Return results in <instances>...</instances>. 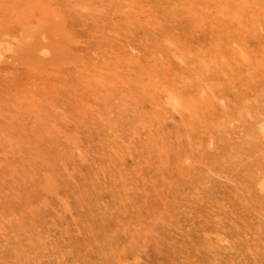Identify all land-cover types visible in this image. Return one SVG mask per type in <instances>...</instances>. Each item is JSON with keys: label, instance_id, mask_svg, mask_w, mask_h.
Segmentation results:
<instances>
[{"label": "rangeland", "instance_id": "1", "mask_svg": "<svg viewBox=\"0 0 264 264\" xmlns=\"http://www.w3.org/2000/svg\"><path fill=\"white\" fill-rule=\"evenodd\" d=\"M177 1L0 0V264H18V262L19 264H34V261L35 263L38 261V264H108L109 262V264H215V258L217 260L219 256L221 257L218 259L219 262L215 261L217 264H232L233 260L236 264H256L259 259L258 262L264 264V242L262 241L264 240V218H262L264 217L262 216L264 215L262 212L264 211V185L261 181L264 178V129H262L264 128V98L259 97L261 90H264V66L261 67L259 64L264 63L261 64L263 61L260 62L257 59L260 63L255 66L257 61H254L258 57L260 60L264 59L262 55L264 50L260 49V47L264 49V21H262L264 20V1L252 0V3H250L251 0L249 2L234 0V3L232 0L229 2L221 0L223 3L220 0ZM182 1L183 4H181ZM246 1L249 3L248 6H246ZM154 2L158 3L157 9ZM190 3L195 4L192 6ZM197 3L200 7L203 5L201 8L205 9L202 11ZM235 3L239 7L234 5ZM209 4L217 7L210 8L209 6L213 5ZM185 5L192 9L188 8L191 12L186 10L188 6ZM227 5L235 7L228 9ZM174 6L177 7L175 9L177 12L174 11ZM180 6L181 8H178ZM219 6H222V10ZM225 7L224 13L228 15L230 11L229 16L233 18V22L227 21V18L231 17H225L223 13ZM162 8L164 9L161 10ZM239 9H242L240 13ZM178 10L181 11H179L180 17ZM196 10L199 12L197 13ZM241 11L244 13L241 14ZM128 12H131L129 16ZM175 12L177 18L173 17ZM185 12L192 14L188 16ZM208 12L209 15L212 14V17L207 14ZM154 13L156 15L151 18ZM169 15L172 16L173 21H170L172 18ZM221 15L227 19L229 26L222 22L225 19L223 20ZM242 15L246 17L242 18ZM207 18L208 20H205ZM235 19L238 21L236 22ZM216 20L220 24L224 23L220 25L221 28ZM214 22H216L215 25ZM137 23L139 27L134 26ZM172 23L173 26H171ZM212 25L213 29H211ZM223 26L227 30L226 35ZM140 29L142 33L138 31ZM218 29L222 31V35ZM30 30L31 35H28ZM201 32L204 33L203 38H201ZM237 32L240 34L238 35ZM188 35L193 40L188 38ZM173 36L177 37L174 39ZM166 37L169 38L166 40ZM223 37H225L224 41ZM236 39L238 41L243 39L242 46H239L240 43ZM259 40L262 43H259ZM183 41H187L184 44L187 46L189 44V47L182 46ZM212 41H214L213 44ZM179 42L182 43L179 46L186 47V49L179 47ZM251 42L255 44H249ZM244 44L247 45L244 46ZM210 45L217 48L219 45L220 48L219 50L214 49L213 46L212 50L217 49L216 52L207 50L211 49ZM222 45L227 48L224 46L223 48ZM169 47L170 50H168ZM204 49L206 50L203 51ZM226 49L231 51L227 57L223 54L227 53ZM167 50L171 52H169L170 55L167 54ZM206 51L207 56L210 51L214 54V57L212 53L208 56L211 57V62L208 57H206L208 61H205L206 54L204 57L201 54ZM234 51L237 52L236 59L242 61L241 64H239L240 61L233 60ZM246 52L250 56L253 55L251 59ZM192 55H195V59ZM179 56L181 58H178ZM191 57L197 60L198 65L196 62L192 63L194 60L191 61ZM229 58H232L231 61L235 64H232ZM213 59L216 60H214L215 63L218 60L216 65L213 64ZM211 63L215 65L212 68ZM236 63L240 65V68L242 67L241 70L244 69V72L243 70L240 72ZM193 64L197 65L199 70ZM248 64L251 66H245ZM189 65L192 67L190 68ZM203 65H206L208 71ZM245 67L250 68L246 71L248 75L245 73ZM251 67L257 68L256 71L254 70L257 75L254 73V76L251 75L253 71ZM196 69L198 74L201 73L200 69L207 74L202 72L203 74L198 76ZM235 69L238 70H236L237 73ZM191 72H196L197 75ZM218 73H221L223 80L217 76ZM242 73H245L247 80L244 79ZM237 75L241 78L240 80L236 77ZM201 76L204 77L203 80ZM255 76L260 77L255 78ZM183 78H186L185 82ZM255 79H258V82ZM243 81H247V85ZM189 82L190 87L187 85ZM244 85L247 87L244 88L249 90L248 92L242 88ZM217 86H219L217 89L221 90H217ZM226 87L229 88V92H226ZM239 87L242 88L244 94L246 93L245 95L241 93ZM186 90L192 99L185 94ZM231 90L234 93H231ZM238 90L241 91L239 93L243 97L238 94ZM184 94L186 99L181 96ZM247 94L252 97L248 98ZM262 94L264 97V93ZM197 95L201 97H199L200 100L195 99L198 98ZM235 95V102L236 100L238 102L236 104L234 102L231 105L233 107L230 108L228 106L230 103L227 101L233 102ZM207 97L211 98L207 100ZM223 97H226L225 100ZM180 98L185 101H179ZM237 98H240L243 103ZM186 100L189 101L186 102ZM190 102H193V105L189 104ZM218 105L219 108H217ZM193 106L196 112L191 108V115L189 108ZM225 108L230 111L234 108V110L227 112ZM235 109L240 116L234 113ZM181 111L185 113L181 115ZM193 111L198 115L199 121L201 120L196 123L205 124L209 128L206 127L208 134L205 125L198 128L200 132L202 128L203 130L205 128L206 135L204 131L202 134L196 132L199 130L198 125L190 121L198 120ZM243 112L246 113L245 116ZM233 113L236 116H233ZM228 114L233 117L231 118ZM258 115L262 116L261 119ZM211 118L212 123H210ZM213 118L217 121L213 122ZM239 119L243 120L241 122L245 121V126ZM218 120L223 121L220 123ZM182 121L184 123H180ZM246 121L249 124L255 122L256 125L253 124V127L250 125L253 129L249 128ZM171 122H177L176 125H179L176 126ZM216 122L220 125H215ZM259 122L262 126H259ZM208 123L215 126H209ZM180 124L183 125L184 130ZM190 124L195 125L194 130ZM232 124L238 125L239 131ZM224 126L226 128L229 126L230 130ZM231 128L235 134L231 132ZM248 128L256 133L261 130V136L258 133L256 136V133L249 130L251 136ZM243 129L248 132L251 139L247 141L241 138L245 140L241 143L237 134L241 130L239 134L244 136L246 132ZM190 133L195 142L191 140V136H187ZM196 133L198 136L200 134L203 136L194 139ZM210 133L214 137L220 134L217 136L218 141H216L217 137L213 140ZM228 134H233L234 139L236 135V138H239L233 140L234 143L239 142H236L235 149V144L231 141L233 137L229 138ZM72 137L77 140H73L76 146L72 142ZM183 137L186 138L183 139ZM189 137L190 140H188ZM222 138H226L225 140L229 141L230 145ZM219 141L222 143H218ZM226 145L236 152L232 148L223 149ZM239 145L241 149L238 148ZM82 151H84L83 154ZM233 151L237 158L240 155V159L232 158ZM243 151H247L248 155ZM221 154L223 157L226 156L225 159L219 157ZM228 156L231 161L227 160ZM221 159L225 161L221 162ZM255 160L258 164L254 162ZM212 162L215 164L213 165ZM221 166L226 169L222 170ZM207 167H210V173ZM246 167L254 170L250 169V172ZM206 169L207 174L204 172ZM224 175H228L229 178ZM258 183L262 185V190L257 185ZM259 190L262 194L258 192ZM259 209L257 214L256 211ZM261 219L262 221H259ZM258 222L260 223L257 224ZM234 234L236 238H233ZM143 237L144 240H142ZM236 239L238 243L234 249L237 241L234 243L233 241ZM137 242L144 243V245L141 244L143 248ZM240 242L243 243L240 244ZM223 243L226 245L223 246ZM243 244L249 247L246 249L242 246ZM215 246L218 247V252L221 250L220 254L225 247H228L229 249H224L227 255L224 251L223 254H225L220 255L215 250ZM120 248L125 251L122 252L123 255H120ZM240 249L243 253H240L242 252ZM131 250H134L133 255H131ZM110 251H115L114 256ZM253 255L256 257V262ZM231 256L232 263H230ZM250 256L253 258L251 259ZM31 259L34 260L31 261Z\"/></svg>", "mask_w": 264, "mask_h": 264}, {"label": "bare ground", "instance_id": "2", "mask_svg": "<svg viewBox=\"0 0 264 264\" xmlns=\"http://www.w3.org/2000/svg\"><path fill=\"white\" fill-rule=\"evenodd\" d=\"M154 1H155V0H154ZM175 1H177V0H175ZM183 1H185V0H183ZM183 1H182V3H181V2H180V3L183 4ZM189 1H190V0H189ZM218 1H219V0H218ZM220 1H221V0H220ZM224 1H225V0H224ZM227 1L229 2V0H227ZM227 1H226V2H227ZM232 1H233V3L235 2L234 0H232ZM232 1H230V2H232ZM240 1H241V0H240ZM244 1H245V0H244ZM247 1L249 2L250 0H247ZM247 1H246V2H247ZM255 1H256V0H255ZM263 1H264V0H263ZM178 2H179V1H177V3H178ZM185 2H186V1H185ZM191 2H192V1H191ZM206 2H207V1H206ZM226 2H224V3H226ZM236 2H237V1H236ZM242 2H243V0H242ZM246 2H245V4H246ZM248 2H247V4H246V6H248V4H249ZM119 3H120V2H119ZM119 3H118V4H119ZM155 3H156V4H155ZM172 3H173V1H172ZM174 3H175V2H174ZM174 3H173V4H174ZM199 3H200V2H199ZM221 3H223V2L221 1ZM250 3H252V0L250 1ZM157 4H158L157 2H154V6L156 5V9L158 8V7H157ZM175 4H176V3H175ZM185 4H187V3H185ZM188 4H189V3H188ZM190 4H191V3H190ZM192 4H195V3H192ZM192 4H191V5H192ZM200 4H201V3H200ZM200 4H199V5H200ZM216 4H217V3H216ZM226 4H227V3H226ZM257 4H259V2H258ZM257 4H256V5H257ZM169 5H170V3H169ZM171 5H172V4H171ZM171 5H170V6H171ZM199 5H198V3H197V6L203 11L205 8H201L203 5H201V7H200ZM206 5L208 6L207 3H206ZM209 5H213V4H209ZM230 5H231V4H230ZM230 5H229V6L227 5V6L229 7L228 9H230V7H231ZM234 5H237V4L235 3ZM234 5H233V6H234ZM119 6L122 7L121 5H119ZM170 6H169V7H170ZM185 6H188V5H185ZM192 6H193V5H192ZM197 6H196V8H197ZM214 6H215V5H213L212 7H211V6H209V7H210V8H216V7H217V6H216V7H214ZM222 6H225V4H222ZM222 6H219V7H221V10H222ZM242 6H244V5L242 4ZM249 6H250V5H249ZM124 7H125V6H123V8H124ZM169 7H168V8H169ZM171 7H172V6H171ZM205 7H206V6H205ZM209 7H208V8H209ZM234 7H235V6H234ZM234 7H233V8H234ZM237 7H239V6L237 5ZM114 8H115V7H114ZM123 8H122V9H123ZM176 8H177V7H176ZM176 8H175V6H174V8H173L174 11H176V10H175ZM178 8H181V6L178 7ZM188 8L190 9V7L188 6V7L186 8V10H187ZM191 8H192V7H191ZM231 8H232V7H231ZM233 8H232V9H233ZM245 8H246V7H245ZM83 9H84V8H83ZM119 9H120V8H119ZM150 9H152V8H150ZM150 9H149V10H150ZM163 9H164V8H162L161 10H163ZM165 9H167V8H165ZM189 9H188V10H189ZM248 9L251 10L252 7H250V8L248 7ZM248 9H245V10L247 11ZM263 9H264V8H263ZM184 10H185V8H184ZM190 10H192V9H190ZM190 10H189V11H190ZM198 10H199V9H198ZM198 10H196V12H197ZM201 10H200V11H201ZM210 10H211V9H210ZM215 10H216V9H215ZM219 10H220V8H219ZM219 10H218V11H219ZM225 10H226V7H225V9L223 8V13L225 12ZM236 10H237V8H236ZM240 10H242V9H239V13H240ZM245 10H244V12L246 13ZM261 10H262V9H261ZM261 10H260V11H261ZM128 11H129V10H128ZM167 11H168V10H166V12H167ZM170 11H171V10H170ZM179 11H180V10H178V15H179ZM202 11H201V12H202ZM206 11H207V10H206ZM206 11H204V12H206ZM216 11H217V10H216ZM216 11H215V12H216ZM263 11H264V10H263ZM152 12H154V11H152ZM158 12H159V11H158ZM176 12H177V11H176ZM176 12H175V14H174L173 17H175V16L177 15ZM180 12H181V11H180ZM183 12H184V11H183ZM190 12H191V11H190ZM190 12H185V13L189 16V14H192V13H190ZM194 12H195V11H194ZM196 12H195V14H196ZM198 12H199V11H198ZM198 12H197V13H198ZM219 12H221V11H219ZM226 12H227V11H226ZM231 12H232V10H231ZM244 12H243V13H244ZM248 12H250V11L248 10ZM248 12H247V13H248ZM251 12H252V11H251ZM255 12H256V11H255ZM257 12H258V11H257ZM121 13H123V12H121ZM129 13H131V12H128V16H129ZM159 13H160V12H159ZM202 13H203V12H202ZM202 13H201V14H202ZM229 13H230V11H229ZM229 13H228V15H226V14L224 13V14L226 15V16H225L226 18H227V16H229ZM243 13H242V11H241V14H243ZM253 13H254V12H253ZM253 13H252V14H253ZM258 13H259V12H258ZM166 14H167V13H166ZM180 14L182 15V13H180ZM183 14H184V13H183ZM186 14H185V16H187ZM195 14H194V15H195ZM207 14L209 15V12H208ZM232 14H233V12H232ZM232 14H231V15H232ZM248 14H249V13H248ZM148 15H149V14H148ZM153 15H156V14H155V13L152 14V17H151V18H153ZM158 15H159V14L157 13V16H158ZM167 15H168V14H167ZM170 15H171V14H170ZM170 15H169V17L172 18V16H170ZM172 15H173V12H172ZM202 15H203V14H202ZM208 15H207L206 17H208ZM211 15H212V14H211ZM211 15H209V16H211ZM215 15H216V14H215ZM218 15H219V14H218ZM131 16H132V15H131ZM149 16H150V15H149ZM185 16L183 15V17H185ZM221 16H222V15H221ZM243 16H244V15H242V18L246 17V16H244V17H243ZM249 16H250V15H249ZM249 16H248V17H249ZM29 17H30V16H29ZM50 17H51V16H50ZM155 17H156V16H155ZM158 17H159V16H158ZM160 17H161V15H160ZM163 17H164V16H163ZM179 17H180V15H179ZM181 17H182V16H181ZM202 17H203V16H202ZM211 17H212V16H211ZM213 17H214V16H213ZM225 17L222 16L223 20L225 19V20L222 21V22H225L226 25L228 24V22H230V21L233 20V18H232L231 16H229V17H231L232 19H231V18H227L228 20H227ZM165 18H166V17H165ZM175 18H177V17H175ZM209 18H210V17H209ZM222 18L220 17L221 20H222ZM252 18H253V17H252ZM178 19H179V18H178ZM215 19H216V18H215ZM217 19H218V18H217ZM229 19H230V20H229ZM253 19H254V18H253ZM262 19H263V17H262ZM157 20H158V19H157ZM164 20H168V19H164ZM164 20H163V22H166V21H164ZM174 20H175V19H174ZM203 20H204V18H203ZM205 20H208V18L205 19ZM218 20H219V19H218ZM221 20H220V21H221ZM226 20H227L228 22H227ZM235 20H236V19H235ZM242 20H243V19H242ZM249 20H250V18H249ZM135 21H136V20H135ZM135 21H134V22H135ZM158 21H159V20H158ZM170 21H173V18H172ZM170 21H169V22H170ZM175 21H176V20H175ZM180 21H181V20H180ZM209 21H210V20H209ZM209 21H208V25H210V22H211V21H210V22H209ZM214 21H215V20H214ZM237 21H238V19L236 20V22H237ZM262 21H264V20H262ZM160 22H161V21H160ZM176 22H178V20H177ZM182 22H183V20H182ZM216 22H217V20H216ZM216 22H214V25H215ZM218 22H219V21H218ZM218 22H217V23H218ZM232 22H233V21H232ZM236 22L234 21V24H235ZM239 22H241V21H239ZM242 22H243V21H242ZM247 22H248V20H247ZM251 22H252V21H251ZM132 23H133V22H132ZM167 23H168V21H167ZM170 23H171V22H170ZM249 23H250V22H249ZM165 24H166V23H165ZM183 24H185V22H183ZM212 24H213V23H212ZM223 24H224V23H223ZM223 24H220V22H219V27H220V25L222 26ZM231 24H232V23H231ZM231 24H230V25H231ZM241 24H242V23H241ZM244 24H246V23H244ZM35 25L37 26V24H35ZM226 25H224V26H226ZM232 25H233V24H232ZM246 25H247V24H246ZM250 25H251V23H250ZM253 25H254V23H253ZM260 25H261V24H260ZM260 25H259V26H260ZM263 25H264V24H263ZM28 26H29V25H28ZM43 26H44V25H43ZM134 26H135V27H137V26L139 27L140 25L137 23V25L134 24ZM134 26H133V27H134ZM166 26H167V25H166ZM169 26H170V25H169ZM171 26H173V23H172ZM171 26H170V28H171ZM216 26H217V24H216ZM224 26H223V28H224ZM228 26H229V24H228ZM130 27H131V26H130ZM167 27H168V26H167ZM210 27H211V26H210ZM236 27H237V26H236ZM240 27H241V26H240ZM240 27H239V28H240ZM260 27H261V26H260ZM127 28H129V27H127ZM148 28H149V27H148ZM168 28H169V27H168ZM172 28H173V27H172ZM220 28H221V27H220ZM223 28H222V29H223ZM226 28H227V26H226ZM234 28H235V27H234ZM242 28H243V26H242ZM242 28H241V29H242ZM247 28H249V26H248ZM253 28H254V27H253ZM131 29H132V28H131ZM135 29H136V28H135ZM175 29H176V28H175ZM181 29H183V28H181ZM211 29H213V25H212ZM224 29H225V28H224ZM244 29H246V28H244ZM251 29H252V28H251ZM260 29H261V31H263L262 28H260ZM133 30H134V29H133ZM209 30H210V29H209ZM225 30H226V29H225ZM246 30H247V29H246ZM136 31H137V30H136ZM138 31L141 32V29L138 30ZM138 31H137L136 33H138ZM178 31H179V30H178ZM178 31H177V32H178ZM198 31H199V30H198ZM206 31H208V30L206 29ZM211 31H212V30H211ZM218 31L220 32V29H218ZM218 31H217V32H218ZM241 31H242V30H241ZM255 31H256V30H255ZM127 32H129V31L127 30ZM149 32H150V30H149ZM183 32H184V31H183ZM199 32H200V31H199ZM221 32H222V31H221ZM221 32H220V35H222ZM225 32H227V30L224 31V33H225ZM233 32H234V31H233ZM42 33H43V32H42ZM133 33H134V31H133ZM141 33H142V32H141ZM194 33H195V32H194ZM210 33H211V32H210ZM212 33H214V32H212ZM212 33H211V34H212ZM237 33H238V32H237ZM134 34H135V33H134ZM147 34H148V33H147ZM177 34H178V33H177ZM196 34H197V33H196ZM201 34H202V37H201V35H200V33H199V35H200L199 38H200V37L203 38V36H204L203 34H204V33L201 32ZM206 34H207V32H206ZM206 34H205V35H206ZM239 34H240V33H238V35H239ZM28 35H31V30L28 32ZM128 35H129V33H128ZM130 35H131V34H130ZM135 35H137V34H135ZM144 35H145V34H144ZM179 35H180V34H179ZM179 35H177V36H179ZM194 35H195V34H194ZM197 35H198V34H197ZM214 35H216V34H214ZM217 35H219V34L217 33ZM225 35H226V33H225ZM225 35H223V36H225ZM247 35H248V34H247ZM249 35H251V34H249ZM58 36H59V35H58ZM131 36H132V35H131ZM177 36H175V37H177ZM180 36L182 37V35H180ZM184 36H185V35H184ZM207 36H208V35H207ZM255 36H256V34H255ZM257 36H258V34H257ZM263 36H264V35H263ZM171 37H172V36H171ZM175 37L173 36L174 39H175ZM181 37H180V38H181ZM185 37H186V36H185ZM185 37H184V38H185ZM205 37H206V36H205ZM210 37H211V36H210ZM219 37H220V36H219ZM219 37H218V38H219ZM227 37H229V36H227ZM236 37H237V36H236ZM240 37H241V36H240ZM242 37H243V36H242ZM252 37H253V36H252ZM252 37H251V39H252ZM261 37H262V34H261ZM161 38H163V37H161ZM167 38H169V37H166V40H167ZM186 38H187V37H186ZM186 38H185V39H186ZM188 38H190L189 35H188ZM220 38H221V37H220ZM224 38H225V37H223V41H224ZM230 38H231V37H230ZM247 38H248V36H247ZM171 39H172V38H171ZM174 39H173V40H174ZM176 39H177V38H176ZM190 39H191V38H190ZM190 39H189V40H190ZM197 39H198V38H197ZM215 39H216V38H215ZM248 39H249V38H248ZM251 39H250L249 41H251ZM262 39H263V38H262ZM262 39H261V41H262ZM58 40H59V39H58ZM77 40H78V39H77ZM163 40H165V39H163ZM166 40H165V41H166ZM178 40H179V37H178ZM182 40H183V39H182ZM187 40H188V39H187ZM191 40H193V39H191ZM210 40H211V39H210ZM213 40H214V38H213ZM217 40H220V39H217ZM221 40H222V39H221ZM236 40H237V39H236ZM242 40H243V39H241V41H242ZM254 40H255V39H254ZM263 40H264V39H263ZM104 41H105V40H104ZM169 41H170V40H169ZM179 41H180V40H179ZM198 41H199V40H198ZM230 41H231V39H230ZM237 41H238V40H237ZM241 41H238V42L240 43V45H239V43L237 42L239 46H242V44H243V42L241 43ZM252 41H253V40H252ZM261 41L259 40V43H260ZM57 42H58V41H57ZM167 42H168V41H167ZM170 42H171V41H170ZM174 42H176V41L174 40ZM177 42H178V41H177ZM184 42H187V41H183V44H184ZM226 42H227V41H226ZM233 42H234V41H233ZM244 42H245V41H244ZM253 42H254V41H253ZM50 43H52V42H50ZM50 43H49V44H50ZM53 43H54V41H53ZM64 43H65V42H64ZM164 43H165V42H164ZM195 43H196V45H198V44H197V41H195ZM213 43H214V41H212V44H213ZM245 43H246V42H245ZM261 43H262V42H261ZM170 44H171V43H170ZM180 44L182 45V43L179 42V43H178V46H179ZM190 44H191V43H190ZM210 44H211V43H210ZM212 44H211V45H212ZM215 44H216V42H215ZM215 44H214V45H215ZM235 44H236V43H235ZM249 44H253V45H254L255 43H252V42H251V43H249ZM50 45H51V44H50ZM166 45H167V44H166ZM211 45H210V47H211ZM214 45H213V46H214ZM216 45H217V44H216ZM224 45H226V44H224ZM224 45H222V47H223ZM246 45H247V44H244V46H246ZM256 45H257V42H256ZM256 45H255V46H256ZM260 45H261V44H260ZM260 45H259V46H260ZM52 46H53V45H52ZM58 46H59V43H58ZM182 46L189 47V44H188V46H187L186 44H184V45H182ZM182 46H179V47L183 48ZM194 46H195V44H194ZM213 46H212V47H213ZM220 46H221V44H220ZM235 46H237V45H235ZM261 46H262V45H261ZM29 47H30V45H29ZM43 47H45V46H43ZM165 47H166V46H165ZM186 47L183 48V50L186 49ZM195 47H196V46H195ZM206 47H208V45H207ZM206 47H205V46H204V47L202 46V48H206ZM212 47H211V49H207V50H211V51H213L215 48H217V47L214 46V49L212 50ZM222 47H221V49H222ZM224 47H226V46H224ZM224 47H223V48H224ZM252 47H253V46H252ZM263 47H264V45H263ZM30 48H31V47H30ZM53 48H54V47H52V49H53ZM59 48H60V46H59ZM190 48H191V47H190ZM219 48H220V47H219V45H218V48H217V49L219 50ZM226 48H227V47H226ZM239 48H240V47H239ZM256 48H257V47H255V49H256ZM34 49H35V48H34ZM40 49H41V48H40ZM187 49H189V48H187ZM193 49H194V48H193ZM197 49H198V48H197ZM217 49H216V50H217ZM228 49L230 50V48H228ZM236 49H237V48H236ZM241 49H242V48H241ZM241 49H240V50H241ZM260 49H261V50H264V49H262V47H260ZM168 50H170V47H169ZM168 50H167V51H168ZM178 50H179V49H178ZM205 50H206V49H204L203 51H205ZM216 50H214V51L216 52ZM218 50H217V51H218ZM229 50L227 51V49H226V52H227V53H223L224 55L226 54V57H227L228 54L231 53V51L229 52ZM240 50H239V51H240ZM257 50H258V49H257ZM53 51H54V50H53ZM179 51H180V50H179ZM211 51H210V53H212ZM222 51L224 52L225 49L222 50ZM222 51H220V52H222ZM236 51H237V50H236ZM259 51H260V50H259ZM71 52H72V51H71ZM169 52H170V51H168L167 54H169ZM187 52H188V51H187ZM193 52H194V51H193ZM208 52H209V51H208ZM234 52H235V51H234ZM234 52H233V53H234ZM248 52H249V49H248ZM65 53H66V52H65ZM69 53H70V52H69ZM170 53H171V52H170ZM174 53H175V52H174ZM200 53H201V52H200ZM210 53H208V54L210 55ZM236 53H237V52L234 53L235 55L233 54L234 57H235V59H234V57H233V60H236V62H237V61H238V58L236 59ZM239 53L242 55V52H241V51H240ZM239 53H238V54H239ZM35 54H36V53H35ZM70 54H71V53H70ZM70 54H69V55H70ZM186 54H187V53H186ZM193 54H194V53H193ZM201 54L203 55V57H204V55L206 54V56H205V61H206V60H207L206 57L209 56V55L207 56V51H206L204 54H203V53H201ZM240 54H239V56L241 57ZM246 54H247V52H246ZM259 54H261V53L259 52ZM64 55H65V54H64ZM67 55H68V52H67ZM169 55H170V54H169ZM195 55L198 57L197 54H195ZM195 55H194V56L192 55L193 58L195 57ZM212 55H213V57H214V54H213V53H212ZM216 55H218V54L216 53ZM255 55H256V54H255ZM262 55H264V54H262ZM70 56H71V55H70ZM189 56H190V55H189ZM199 56H200V55H199ZM247 56L249 57L250 55L247 54ZM251 56H253V55H251ZM251 56L249 57L250 59L252 58ZM65 57H66V55H65ZM72 57H73V56H72ZM182 57H183V53H182ZM184 57H185V56H184ZM186 57H187V56H186ZM243 57H244V55H243ZM243 57H242V58H243ZM256 57H257V56H256ZM256 57H254V58H256ZM77 58H78V57H77ZM82 58H83V57H82ZM169 58H170V57H169ZM178 58H181V56H179ZM188 58H189V57H188ZM193 58L191 57V61H192ZM208 58H210V61H209V62H211V57H208ZM217 58H219V57H217ZM172 59H173V58H172ZM183 59H184V58H183ZM194 59H195V58H194ZM194 59H193V60H194ZM196 59H197V58H196ZM229 59H230V58H229ZM231 59H232V58H231ZM231 59H230V61H231ZM239 59H241V58H239ZM257 59H259L260 62L263 61L261 64L264 63V59H263V60H260L259 57L256 58L254 61H257ZM261 59H262V57H261ZM64 60H65V59H64ZM73 60H74V59H73ZM174 60H175V59H174ZM185 60H186V59H185ZM185 60H184V61H185ZM214 60H215V59L212 60V61H213V64L215 63ZM108 61H109V60H108ZM176 61L179 63L178 60H176ZM196 61H197V60H196ZM196 61L194 60V61H192V63H194V62H196ZM207 61H208V60H207ZM215 61H216V60H215ZM239 61H240V60H239ZM239 61H238V62H239ZM243 61H244V60H243ZM250 61H251V60H250ZM252 61H253V60H252ZM252 61H251V62H252ZM254 61H253V62H254ZM62 62H63V61H62ZM65 62H66V61H65ZM65 62H64V63H65ZM72 62H73V61H72ZM188 62H189V61H188ZM209 62H208V63H209ZM217 62H218V60H217ZM217 62H216V63H217ZM231 62H232V61H231ZM241 62H242V61H240L239 64H241ZM251 62H250V63H251ZM260 62L257 61V63H256L255 66H257V64L260 63ZM57 63H58V62H57ZM66 63H67V62H66ZM178 63H177V64H178ZM185 63H186V62H185ZM189 63H190V62H189ZM189 63H187V64H189ZM196 63H197V62H196ZM203 63H204V62H203ZM216 63H215V65H216ZM233 63H234V62H232V64H233ZM245 63H246V62H245ZM42 64H43V63H42ZM209 64H210V63H209ZM211 64H212V63H211ZM213 64L210 65L211 68H212L213 66H215V65H213ZM234 64H235V63H234ZM237 64H238V63H236V65H237ZM239 64H238L237 66H238L239 69L241 70L242 67L240 68V65H239ZM242 64H243V63H242ZM246 64H247V63H246ZM122 65H123V64H122ZM126 65H127V64H126ZM126 65H125V66H126ZM146 65H147V64H146ZM179 65H181V64H179ZM190 65H191V64H190ZM190 65H189V67L191 68L192 66H190ZM193 65H194V64H193ZM197 65H198V63H197ZM197 65H196V66H197ZM243 65H244V64H243ZM125 66H124V67H125ZM181 66H182V65H181ZM194 66H195V65H194ZM196 66H195V68L198 69L199 67H196ZM199 66H200V64H199ZM233 66L235 67V65H233ZM237 66H236V67H237ZM245 66H251V65L248 64V65H245ZM259 66L263 67L264 64H263V65H260V64H259ZM201 67H202V66H201ZM203 67H205L206 71H208L207 68H206V65H205V66L203 65ZM207 67L209 68V66H207ZM234 67H232L233 70H234ZM236 67H235V68H236ZM238 67H237V69H238ZM252 67H253V64H252ZM252 67H251V71H252V70H253V71L251 72V75H252V76L257 75V74L254 73V70L256 71L257 68H254V69H253ZM245 68H246V67H245ZM247 68H248V67H247ZM247 68L245 69V73H246V71H248V69H250V68H248V69H247ZM32 69H33V68H32ZM197 69H196L195 71H196L197 74H198ZM237 69H235V71H236ZM263 69H264V68H263ZM125 70H126V68H125ZM128 70H129V69H128ZM128 70H127V71H128ZM198 70H199V69H198ZM200 70H201V73H199L198 76H200V74L202 75V74H203L202 72H205V71H203V69H200ZM229 70H230V69H229ZM242 70H243V72H244V69H242ZM242 70H241L240 72H242ZM5 71H6V70H5ZM191 71H192V69H191ZM237 71H238V70H237ZM237 71H236L235 73H237ZM259 71H261L260 68H259ZM196 72H191V73H195V75H197ZM263 72H264V71H263ZM189 73H190V72H189ZM205 73H206V72H205ZM205 73H204V74H205ZM230 73H232V72H230ZM235 73H234V75H236ZM245 73H244V74L242 73V76L244 75V79H246V77H245ZM247 73H248V72H247ZM247 73H246V74H247ZM253 73H254V75H253ZM256 73H257V72H256ZM261 73H262V72H261ZM206 74H207V73H206ZM206 74L204 75L205 78H206ZM218 74H219V75H218ZM218 74H217V76L219 77V76L221 75V73H218ZM239 75H241V74L239 73ZM247 75H248V74H247ZM191 76H192V75H191ZM191 76H190V77H191ZM198 76H197V78H198ZM221 76H222V75H221ZM221 76H220V77H221ZM262 76H263V75H262ZM194 77H195V76H194ZM201 77H202V78H201ZM201 77H199V78H201V79L203 80L204 77H203V76H201ZM233 77H234V76H233ZM236 77H238V75H237ZM236 77H235V78H236ZM257 77L259 78L260 76H257ZM257 77L255 76V78H257ZM222 78H223V77H221V79H222ZM238 78H239V77H238ZM250 78H251V77H250ZM252 78H254V77H252ZM183 79H184V82H185V79H186V78H183ZM194 79H195V78H194ZM214 79H215V78H214ZM224 79H225V78H224ZM240 79H241V78H239L238 80H240ZM169 80H170V79H169ZM169 80H168V81H169ZM188 80H189V79H188ZM195 80H196V79H195ZM202 80H201V82H202ZM222 80H223V79H222ZM246 80H247V79H246ZM248 80H249V79H248ZM255 80H257V82H258V79H255ZM255 80H254V81H255ZM260 80H261V79H259V81H260ZM170 81H171V80H170ZM181 81H182V80H181ZM196 81H197V80H196ZM204 81H205V80H204ZM209 81H210V80H209ZM224 81L226 82V80H224ZM224 81H222V82L224 83ZM184 82H183V84H184ZM190 82H191V81H190ZM190 82H189V84L187 83V85H189L188 87H190V84H191ZM205 82H206V81H205ZM207 82H208V80H207ZM207 82H206V83H207ZM213 82H214V81H213ZM248 82H249V81H248ZM251 82H253V81H251ZM251 82H250V84H252ZM203 83H204V82H203ZM243 83H244V84L246 83V85H247V81H246V82L243 81ZM261 83H262V82H261ZM183 84H182V85H183ZM211 84H212V83H211V81H210V85H211ZM224 84H225V83H224ZM224 84H223V85H224ZM179 85H180V84H179ZM182 85H181V86H182ZM187 85H185V86H187ZM199 85H201V84L199 83ZM214 85H215V84H214ZM239 85H240V84H239ZM246 85H244L242 88L246 87ZM256 85H257V84H256ZM136 86H137V85H136ZM177 86H178V85H177ZM221 86H222V85H221ZM237 86H238V85H237ZM261 86H263V85H261ZM261 86H260V89H261ZM197 87H198V86H197ZM211 87H212V86H211ZM218 87H219V86H217L216 89H217ZM227 87H228V86H227ZM227 87H226V88H227ZM229 87H231V86H229ZM232 87H233V86H232ZM263 87H264V86H263ZM171 88H172V87H171ZM174 88H175V87H174ZM181 88H182V87H181ZM205 88H206V87H205ZM223 88H224V87H223ZM235 88H236V87H235ZM239 88H240V87H239ZM242 88H240L242 92H241L240 90H238V94H240L239 91H240L242 94H244V93H243L244 91L242 90ZM246 88H247V87H246ZM246 88H244V89H246ZM249 88H250V87H249ZM169 89H170V88H169ZM169 89H168V90H169ZM182 89H184V87H183ZM194 89H195V87H194ZM230 89H231V88H230ZM233 89H234V87L232 88V90H233ZM250 89H251V88H250ZM260 89H259V90H260ZM162 90H163V89H162ZM170 90H171V89H170ZM170 90H169V91H170ZM172 90H173V88H172ZM175 90H176V89H175ZM189 90H190V89H189ZM217 90H221V89H217ZM222 90H224V89H222ZM228 90H229V88H227L226 92H227ZM232 90H231V91H232ZM235 90H237V89H235ZM259 90H258V91H259ZM169 91H168V92H169ZM177 91H178V90H177ZM186 91H187V93H185V94H187V95L189 96V94H188V90H186ZM191 91H193V89H192ZM204 91H205V90H204ZM206 91H207V90H206ZM224 91H225V90H224ZM246 91H247V89H246ZM248 91H249V90H248ZM248 91H247V92H248ZM262 91H264V90H261V94H260L261 96H259V95H258V96L264 98V97L262 96V95H263L262 93H264V92H262ZM170 92H171V91H170ZM201 92H203V91H201ZM221 92H222V91H221ZM228 92H229V91H228ZM250 92H251V91H250ZM250 92H249V93H250ZM252 92H253V91H252ZM252 92H251V93H252ZM256 92H257V91H256ZM259 92H260V91H259ZM161 93H162V91H161ZM172 93H173V91H172ZM177 93H178V92H177ZM189 93H190V92H189ZM217 93H218V92H217ZM231 93H234V91H232ZM158 94H159V93H158ZM185 94H184V95H181L182 97H184L183 99H186ZM210 94H211V93H210ZM210 94H209V95H210ZM219 94H220V93H219ZM223 94H224V93H223ZM227 94H229V93H227ZM236 94H237V92H236ZM242 94H240L241 97H243ZM245 94H246V93H245ZM245 94H244V95H245ZM258 94H259V93H258ZM167 95H168V93H167ZM187 95H186V96H187ZM201 95L203 96L204 94L202 93ZM205 95H206V94H205ZM207 95H208V94H207ZM224 95H225V94H224ZM224 95H223V96H224ZM231 95H232V94H231ZM247 95H248V94H247ZM255 95H256V93H255ZM164 96H165V95H164ZM169 96H170V95H169ZM178 96H180V95H178ZM181 96H180V97H181ZM192 96H193V95H192ZM195 96H196V93H195ZM197 96H198V95H197ZM216 96H217V95H216ZM221 96H222V94H221ZM232 96H233V95H232ZM253 96H254V95H253ZM182 97H181V98H182ZM189 97H190V96H189ZM199 97H200V96H198V98H195V99L200 100ZM205 97H206V96H205ZM233 97H234V96H233ZM250 97H252V96L248 95V98H250ZM181 98H180L179 101H181V102H182V101H185V100H181ZM190 98H191V97H190ZM200 98H201V97H200ZM209 98H211V97H209ZM209 98L207 97V100H209ZM220 98H221V97H220ZM223 98H224V97H223ZM225 98H226V97H225ZM225 98H224L223 100H225ZM229 98H231V97H229ZM244 98H246V97H244ZM262 98H261V100H262ZM191 99H192V98H191ZM193 99H194V98H193ZM231 99H232V98H231ZM235 99H236V95H235V98L233 99V102H230L231 100H230V101H227V100H226L227 103H230V105L228 104V106H229L230 108L233 107V106H231V105L234 104ZM237 99H238V98H237ZM239 99H240V98H239ZM239 99H238V100H239ZM240 100H241V99H240ZM259 100H260V99H259ZM166 101H167V100H166ZM174 101H176V100H174ZM188 101H189V100H188ZM188 101L186 100V102H188ZM191 101H192V100H191ZM210 101H211V99H210ZM219 101H220V100H219ZM245 101H246V99H245ZM248 101H250V100L248 99ZM252 101L254 102V99H253ZM263 101H264V100H263ZM163 102H164V100H163ZM186 102H185V103L183 102V103H184V104H187ZM193 102H194V100H193ZM193 102H190L189 104H192ZM211 102H212V101H211ZM236 102H238V101L236 100ZM236 102H235V104H236ZM240 102L243 103L242 100H241ZM240 102H239V103H240ZM166 103H168V102H166ZM207 103H208V102H207ZM225 103H226V102H225ZM227 103H226V104H227ZM231 103H232V104H231ZM170 104H171V102H170ZM179 104H181V103L179 102ZM210 104H211V103H210ZM217 104H218V103H217ZM217 104H216V105H217ZM245 104H246V103H245ZM252 104H253V103H252ZM262 104H263V103H262ZM192 105H193V104H192ZM219 105H220V104H219ZM219 105L217 106V108H219ZM223 105H224V102H223ZM240 105H241V104H240ZM246 105H247V104H246ZM249 105H251V104H249ZM255 105L258 106V104H255ZM180 106H181V105H180ZM186 106H187V105H186ZM211 106H213V105H211ZM220 106H221V105H220ZM225 106H226V105H225ZM237 106H238V105H237ZM260 106H261V105H260ZM172 107H173V106H172ZM187 107H188V106H187ZM193 107H194V106H193ZM193 107H190V108H189V111H190L191 108L194 110L195 107H194V108H193ZM229 107H228V108H229ZM239 107H240V106H239ZM247 107H248V105H247ZM258 107H259V106H258ZM261 107H262V106H261ZM184 108H185V106H184ZM220 108H221V107H220ZM234 108H235V107H234ZM234 108L231 109V111L234 110ZM240 108H241V107H240ZM256 108H257V107H256ZM177 109H178V108H177ZM186 109H187V110H186ZM186 109H185V110L188 111V108H186ZM192 109H191V110H192ZM225 109L227 110V112L230 111V109H229V110H228L227 108H225ZM249 109H251V107L248 108V111H249ZM261 109H263V108H261ZM261 109H259V110L261 111ZM170 110H172V109H170ZM181 110H183V109L181 108ZM185 110H184V111H185ZM213 110H214V108H213ZM217 110H218V109H217ZM217 110H216V112H217ZM220 110H221V109H220ZM252 110H255V111H256V109H253V108H252ZM179 111H180V110H179ZM194 111H195V110H194ZM194 111H193V112H194ZM231 111H230V112H231ZM235 111H236V109H235ZM235 111H234V113H237V112H238V111H236V112H235ZM257 111H258V109H257ZM260 111H259L258 113H260ZM174 112H175V111H174ZM177 112H178V111H177ZM195 112H196V111H195ZM195 112H194V113H195ZM210 112H211V111H210ZM218 112H219V111H218ZM220 112H221V111H220ZM232 112H233V111H232ZM244 112H245V111H244ZM244 112H243V113H244ZM249 112H250V111H249ZM261 112L263 113V111H261ZM178 113H179V112H178ZM182 113H185V112L181 111V115H183ZM221 113H223V111H222ZM234 113L232 114L233 116L235 115ZM258 113L256 112V115H257ZM179 114H180V113H179ZM186 114H187V113H186ZM190 114L192 115L191 111H190ZM230 114H231V113H230ZM230 114H228V115L232 118L233 116L230 115ZM245 114H246V113H244L243 116H245ZM250 114H251V113H250ZM250 114H249V116H250ZM254 114H255V113H254ZM163 115H164V114H163ZM184 115H185V114H184ZM188 115H189V114H188ZM195 115L197 116V117L195 116L196 119H197V118H198V115H197L196 113H195ZM219 115H220V114H219ZM221 115H222V114H221ZM263 115H264V113H263ZM186 116H187V115H186ZM211 116H212V115H211ZM213 116H214V115H213ZM217 116H218V115H217ZM235 116H236V115H235ZM237 116H240L239 113H237ZM241 116H242V114H241ZM243 116H242L241 118H243ZM191 117H192V116H191ZM193 117H194V115H193ZM218 117H219V116H218ZM218 117H216V118H218ZM246 117H247V115H246ZM246 117H245V118H246ZM250 117H251V116H250ZM259 117H260V119H261L262 116H261V115H258V118H259ZM176 118H177V117H176ZM180 118H181V117H180ZM182 118H183V117H182ZM216 118H215V119L213 118V119H214L213 122L216 120ZM223 118H224V114H223ZM234 118H235V117H234ZM245 118H244V119H245ZM196 119H194V121H195ZM218 119L220 120V118H218ZM225 119H226V117H225ZM246 119H247V118H246ZM262 119H263V118H262ZM178 120H179V118H178ZM189 120H190V119H189ZM211 120H212V118L210 119V121H211ZM219 120H218V122H220ZM237 120H238V119H237ZM252 120H253V119H252ZM179 121H180V120H179ZM190 121H192L191 123H194V124H196V126H197L198 124H197L196 122L199 121V118H198V120H196L195 122H193V120H190ZM200 121H201V120H200ZM200 121H199V122H200ZM216 121H217V120H216ZM222 121H223V120H222ZM222 121H221V122H222ZM239 121H240V119H239ZM241 121H243V120H241ZM241 121H240V122H241ZM250 121H251V120H250ZM221 122H220V123H221ZM225 122H227V121L225 120ZM232 122H233V121H232ZM240 122H239V123H240ZM248 122H249V120H248ZM251 122H253V121H251ZM171 123H172V124L175 123V125L177 124V122H171ZM178 123H179V122H178ZM180 123H184V122L182 121V122H180ZM210 123H212V121H211ZM210 123H208V125H209ZM216 123H217V122H216ZM239 123H238V124H239ZM242 123H244V126H245V121H244V122H241V124H242ZM246 123H247V121H246ZM254 123H255V122H254ZM254 123H253V124H254ZM185 124H186V126H187V123H185ZM185 124H184V126H185ZM199 124H200V123H199ZM214 124H215V123H214ZM222 124H223V123H222ZM241 124H240V125H241ZM247 124H249V123H247ZM247 124H246V125H247ZM253 124L250 123L249 126L252 125V127H253ZM259 124H260V122H259ZM261 124H262V123H261ZM261 124H260L259 126H262ZM178 125H179V124H178ZM178 125H176V126H178ZM180 125H181V124H180ZM190 125H192V124H190ZM201 125H202V124H201ZM201 125H198L197 128H198V127H202V126H204L205 124L202 125V126H201ZM212 125H213V124H210L209 126H212ZM215 125H218V126H219L220 124L217 123V124H215ZM215 125H213V127H214ZM226 125H227V124H226ZM228 125H229V124H228ZM232 125H234V127H237L236 129H237V131H239L238 129H240V128H238V125H237V126H235L236 124H232ZM242 125H243V124H242ZM255 125H256V124H254V126H255ZM263 125H264V124H263ZM173 126H174V125H173ZM182 126H183V125H181V127H182ZM193 126H195V125H192V129H193ZM221 126H222V125H221ZM179 127H180V126H179ZM204 127L206 128L207 125H205ZM224 127L226 128V126H224ZM228 127H229V126H227L226 129H228ZM252 127L250 126L249 128H252ZM194 128H196V127H194ZM205 128H204V130H205ZM207 128H208V127H207ZM207 128H206V129H207ZM211 128H212V127H211ZM220 128H223V127H220ZM225 128H223V130H225ZM229 128H230V127H229ZM249 128L247 129L248 131L251 130V129H249ZM176 129H177V128H176ZM182 129H183V127H182ZM192 129H191V130H192ZM198 129H199V130H197L196 132L199 134V132H200V128H198ZM208 129H209V128H208ZM208 129H207V134L209 133V132H208ZM213 129H216V128H213ZM252 129H253V128H252ZM262 129H264V128H262ZM179 130H180V129H179ZM183 130H184V129H183ZM193 130H194V129H193ZM195 130H196V129H195ZM204 130H203V128H202V130H201L200 133L202 134V131H204ZM210 130H212V129H210ZM228 130H230V129H228ZM243 130H244V129H243ZM258 130H260V129L258 128ZM219 131H220V130H219ZM219 131H218V133L221 132V131H220V132H219ZM244 131L248 134V132H247L246 130H244ZM244 131H243V132H244ZM251 131H252V130H251ZM190 132H191V131H190ZM194 132H195V131H194ZM205 132H206V131H204V134L206 135ZM213 132H214V131H213ZM215 132H217V131H215ZM215 132H214V133H215ZM231 132L234 133L235 131H232V128H231ZM240 132H242V131L240 130ZM240 132H238V134H237V135H239V138H240V139H241V138H244V139H246V140L249 139V138L251 139V136H252V135H251L250 131H249V133H250L251 136H250L249 134L247 135L246 133H245L244 136H243V135L240 136V134H239ZM252 132H253V133H256V132H254V130H253ZM260 132H261V130H260ZM260 132L258 133V131H257L258 135L260 134ZM191 133H193V132H191ZM191 133H190V135H187V136H191ZM197 133H196V136L194 135V137H195L194 139H196V137H199V136L201 137V136H203V135H201V134L198 136ZM218 133H217V134H218ZM226 133H227V132H226ZM236 133H237V132H236ZM257 133H256V136H257ZM74 134H75V133H74ZM77 134H78V133H77ZM182 134H183V136H185L184 133H182ZM193 134H195V133H193ZM210 134H211V133H210ZM223 134H225L224 131H223ZM223 134H222V135H223ZM234 134H235V133H234ZM241 134H242V133H241ZM243 134H244V133H243ZM211 135H212V134H211ZM211 135H210V136H211ZM218 135H220V134H218ZM218 135H217V136H218ZM225 135H226V134H225ZM237 135H236V136H237ZM246 135L249 136V137H247ZM69 136H70V135H69ZM74 136H76V135H74ZM77 136H78V135H77ZM187 136H186V137H187ZM212 136H213V135H212ZM217 136H216V137H217ZM227 136L230 138V136L233 137L234 135H233V134H232V135H229V134H228ZM227 136H226V137H227ZM236 136H235V139H239V138H236ZM245 136H246V137H245ZM253 136H255V135H253ZM260 136H261V134H260ZM186 137H183V139L186 138ZM192 137H193V136H191V138H192ZM216 137L213 136V140H214ZM221 137H222V136H221ZM221 137H220V140H221ZM228 137H227V139H226V138H225V139L228 140V139H229ZM68 138H69V137H68ZM72 138H73V139H72V142H73V140H75V139H74V137H72ZM191 138L189 137L188 140H190ZM218 138H219V137H217V140H216V141H218ZM69 139H70V138H69ZM208 139H209V135H208ZM211 139H212V138H211ZM223 139H224V138H222V140H223ZM225 139H224V140H225ZM235 139H234V137H233L232 140H231V139H230V140L233 141V140H235ZM244 139H241V143H242V140H244ZM256 139H257V138H256ZM256 139H255V140H256ZM191 140H193V138H192ZM226 140H225V142L228 143L229 141H226ZM255 140H254V141H255ZM75 141H77V140H75ZM185 141L187 142V140H185ZM193 141H194V140H193ZM193 141H192V142H193ZM207 141H208V140H207ZM244 141H245V140H244ZM247 141H248V140H247ZM80 142H81V141H80ZM192 142H191V143H192ZM194 142H195V141H194ZM220 142H221V141H219L218 143H220ZM236 142L239 143L238 141H235V143H234V141H233V143L235 144V146H234V144H233L234 149H235V147H236ZM73 143H75V142H73ZM189 143H190V141H189ZM221 143H222V142H221ZM251 143H252V142H251ZM231 144H232V143H231ZM263 144H264V143H263ZM218 145H219V144H218ZM222 145H223V144H222ZM228 145H230V144L228 143ZM75 146H76V143H75ZM231 146H232V145H231ZM237 146H238V144H237ZM77 147L79 148L80 146L77 145ZM77 147H75V149H76ZM223 147H224V146H223ZM240 147H241V146L239 145L238 148H240ZM220 148H222V146H221ZM220 148H219V149H220ZM225 148L230 149V148H232V147H229V148H228L227 145H226V147H224L223 149H225ZM238 148H237V149H238ZM79 149H80V148H79ZM219 149H218V151H219ZM232 149H233V148H232ZM234 149H233V150H234ZM240 149H241V148H240ZM83 150H84V149H83ZM221 150H222V149H221ZM221 150H220V151H221ZM80 151H81V150H80ZM226 151H227V150H226ZM230 151H231V150H230ZM230 151H228V152H230ZM234 151H235V150H234ZM234 151H233V157H232V155H231V157H232V158H234V157L237 158V157L235 156L236 154L234 155V153H235L236 151H235V152H234ZM240 151H241V150H240ZM248 151H249V150H248ZM83 152H84V151H82V154H83ZM223 152H225V150H223ZM223 152H222V153H223ZM228 152H227V153H228ZM231 152H232V151H231ZM231 152H230V154H231ZM237 152H238V150H237ZM243 152L246 153L247 151H243ZM238 153L240 154V152H238ZM238 153H237V155H239ZM79 154H80V153H79ZM166 154H167V153H166ZM218 154H219V152H218ZM225 154H226V153H225ZM225 154H224V155H225ZM246 154L248 155V153H246ZM226 155H227V154H226ZM240 155H242V154H240ZM240 155L238 156V158L240 157ZM80 156H81V155H80ZM83 156H85V154H84ZM217 157H218V156H217ZM219 157H222V158L225 159L226 156L223 157L222 154H221V156H219ZM219 157H218V159H219ZM243 157H244V156H243ZM243 157H242V158H243ZM83 158H85V157H83ZM228 158H229V156H228ZM238 158H237V159H238ZM81 159H82V157H81ZM224 159H221V162H222V160H223V162H224V161H225ZM226 159H227V158H226ZM239 159H240V158H239ZM244 159H245V157H244ZM246 159H248V158H246ZM227 160H228V161H229V160L231 161L230 158L227 159ZM227 160H226V161H227ZM241 160H243V159H241ZM214 161H215V160H214ZM214 161H213V162H214ZM217 161H218V160H217ZM256 161H257V160H255L254 162L256 163ZM213 162H212V163H213ZM219 162H220V161H219ZM240 162H241V161H240ZM245 162H246V160H245ZM247 162H248V161H247ZM251 162H253V160H252ZM258 162H259V161H258ZM212 163H211V165H212ZM241 163H244V161L241 162ZM214 164H215V163H213V165H214ZM223 164H224V163H223ZM256 164H258V163H256ZM226 165H227V164H226ZM252 165H253V164H252ZM254 165H255V164H254ZM218 166H219V165H218ZM194 167H195V166H194ZM197 167H198V166H197ZM214 167H215V166H214ZM221 167H222V166H221ZM227 167H228V166H227ZM250 167H251V166H250ZM200 168H201V166H200ZM207 168H208V167H207ZM209 168H210V167H209ZM209 168H208V171L210 170ZM246 168H247V167H246ZM251 168H253V167H251ZM251 168H250V169H251ZM258 168H259V167H258ZM194 169H196V168H194ZM202 169H203V168H202ZM221 169L223 170V169H226V168L223 166ZM243 169H245V167H244ZM247 169H248V168H247ZM250 169H248L250 172H251V170H254V169H251V170H250ZM203 170H204V169H203ZM213 170H214V169H212V171H213ZM222 170H221V171H222ZM258 170H259V169H258ZM135 171H136V170H135ZM137 171H138V170H137ZM198 171H199V169H198ZM206 171H207V169H206L204 172L206 173ZM219 171H220V170H219ZM221 171H220V172H221ZM255 171H256V170H255ZM255 171H254V172H255ZM214 172H215V171H214ZM214 172H211V173H214ZM223 172H224V171H223ZM247 172H248V171H247ZM250 172H249V173H250ZM254 172H253V173H254ZM199 173H200V172H199ZM209 173H210V171H209ZM209 173H208V174H209ZM225 173L228 174V172H225ZM244 173H245V171H244ZM263 173H264V172H263ZM206 174H207V173H206ZM206 174H205V175H206ZM218 174H222V173H219V172H218ZM223 174H224V173H223ZM255 174H256V173H255ZM261 174H262V173H261ZM216 175H217V174H216ZM263 175H264V174H263ZM199 176H201V174H199ZM224 176H225V175H224ZM227 176H228V175H226L225 177H227ZM250 176H251V174H250ZM254 176H256V175H254ZM254 176H253V177H254ZM201 177H202V176H201ZM203 177H204V176H203ZM219 177H220V175H219ZM204 178H205V177H204ZM227 178H229V176H228ZM257 178H259V176H258ZM199 179H200V178H199ZM206 179H207V177H206ZM216 179H217V178H216ZM263 180H264V178L261 180V181L263 182L262 184L264 185V181H263ZM197 181H198V180H197ZM199 181H200V180H199ZM49 182H50V181H49ZM217 182H218V181H217ZM203 183H204V181H203ZM203 183H202V184H203ZM215 183H216V182H215ZM219 183H220V182H219ZM251 183L253 184V182H251ZM49 184H50V183H49ZM51 185H52V184H51ZM206 185H207V184H206ZM254 185H256V182H254ZM257 185H259V183H258ZM203 186H204V185H203ZM259 186H260V185H259ZM250 187H251V186H250ZM261 187H262V185L260 186V190H262ZM263 187H264V186H263ZM251 188H252V187H251ZM256 188H257V186H256ZM256 188H255V189H256ZM47 189H48V188H47ZM244 189H245V188H244ZM247 189H248V188H247ZM196 190H197V189H196ZM198 190H199V189H198ZM198 190H197V191H198ZM245 190H246V189H245ZM250 190H251V189H250ZM250 190H249V192H250ZM257 190H258V188H257ZM260 190H259L258 192H260ZM263 190H264V189H263ZM251 191H252V190H251ZM255 191H256V190H255ZM241 192H242V190H241ZM247 192H248V191H247ZM258 192H257V193H258ZM261 192H262V191H261ZM261 192H260V193H261ZM263 192H264V191H263ZM242 193H243V192H242ZM254 193H255V196H256V192H254ZM214 194H215V193H214ZM248 194H249V193H248ZM261 194H262V193H261ZM263 194H264V193H263ZM242 195H243V194H242ZM244 195H245V194H244ZM249 195H250V194H249ZM250 196H251V195H250ZM255 196H254V197H255ZM252 197H253V196H252ZM256 197H258V196H256ZM238 198H239V197H238ZM244 198H246V197H244ZM262 198H263V197H262ZM220 199H221V198H220ZM252 199H253V198H252ZM67 200H68V199H67ZM210 200H211V199H210ZM217 200H218V199H217ZM247 200H248V199H247ZM258 200H259V198H258ZM36 201H37V200H36ZM240 201H241V199H240ZM245 201H246V200H245ZM245 201H244V202H245ZM253 201H254V200H253ZM225 202H226V201H225ZM227 202H228V201H227ZM227 202H226V203H227ZM236 202H237V201H236ZM234 203H235V202H234ZM241 203H242V202H241ZM249 203H250V202H249ZM260 203H261V200H260ZM230 204H231V203H230ZM257 204H258V203H257ZM193 205H194V204H193ZM228 205H229V204H228ZM236 205H237V204H236ZM246 205H247V204H246ZM248 205H249V204H248ZM243 206H244V205H243ZM180 207H181V206H180ZM180 207H178V209H180ZM233 207H234V206H233ZM233 207H232V208H233ZM244 207H245V206H244ZM244 207H243V208H244ZM29 208H30V207H29ZM29 208H28V209H29ZM181 208H182V207H181ZM241 208H242V207H241ZM251 208H252V205H251ZM251 208H250V209H251ZM30 209H31V208H30ZM192 209H194V208H192ZM261 209H262V208H261ZM29 211H30V210H29ZM238 211H239V210H238ZM253 211H255V210H253ZM259 211H260V209H259L258 211H256V213H257V212L259 213ZM262 212H264V211H262ZM258 213H257V214H258ZM257 216H258V215H257ZM262 216H264V215H262ZM262 216H261V217H262ZM245 217H246V216H245ZM247 217H248V216H247ZM257 218H258V217H257ZM262 218H264V217H262ZM194 219H195V218H194ZM250 219H251V218H250ZM259 219H260V218H259ZM164 220H165V219H164ZM248 220H249V219H248ZM251 220H253V219H251ZM162 221H163V219H162ZM259 221H262V219L259 220ZM263 221H264V219H263ZM194 222H195V221H194ZM255 222H256V221H255ZM164 223H166V222H164ZM244 223H245V221H244ZM259 223H260V222H258L257 224H259ZM200 224H202V223H200ZM162 225H163V224H162ZM166 225H167V224H166ZM171 225H172V224H171ZM169 226H170V225H169ZM257 226H258V225H257ZM173 227H174V226H173ZM258 227H259V226H258ZM262 227H263V226H262ZM203 228H204V227H203ZM208 228H209V227H208ZM225 228H226V227H225ZM228 228H230V227L228 226ZM259 228H260V227H259ZM168 229H169V228H168ZM223 229H224V228H223ZM226 229H227V228H226ZM230 229H231V228H230ZM230 229H228V230H230ZM245 229H246V228H245ZM250 229H251V227H250ZM260 229H261V228H260ZM211 230H212V229H211ZM228 230H227V231H228ZM231 230H232V229H231ZM247 230H249V228H248ZM136 231H137V230H136ZM142 231H143V230H142ZM224 231H226V230H224ZM258 231H259V230H258ZM14 232H15V231H14ZM211 232H213V231H211ZM211 232H210V233H211ZM215 232H216V231H215ZM231 232L234 233L233 231H231ZM213 233H214V232H213ZM219 233H220V232H219ZM235 233H236V232H235ZM138 234H139V233H138ZM216 234H217V233H216ZM227 234H229V233H227ZM236 234H237V233H236ZM236 234L233 235V238H236V237H235ZM254 234H255V233H254ZM256 234H257V233H256ZM139 235H141V233H140ZM139 235H138V236H139ZM237 235H238V234H237ZM240 235H241V234H240ZM57 236H58V235H57ZM225 236L228 237L227 235H225ZM229 236H230V235H229ZM221 237H223V236H221ZM241 237H242V236H241ZM138 239H139V238H138ZM221 239H222V238H221ZM228 239H230V238H228ZM231 239H232V238H231ZM237 239H238V236H237ZM237 239H236L235 241H233V243L237 241V242L235 243V248H234V249H236V244L238 243V240H237ZM142 240H144V237L142 238ZM217 240H218V239H217ZM240 240H241V239H240ZM240 240H239V241H240ZM243 240H245V239H243ZM246 240H247V239H246ZM24 241H25V239H24ZM134 241L136 242L137 240L135 239ZM194 241H195V240H194ZM223 241H224V240H223ZM241 241H242V240H241ZM248 241H249V240H248ZM262 241L264 242V240H262ZM28 242H30V241H28ZM40 242H41V241H40ZM87 242H88V241H87ZM143 242H144V241H143ZM195 242H196V241H195ZM217 242H218V241H217ZM227 242H228V241H227ZM255 242H256V241H255ZM21 243H22V242H21ZM36 243H37V242H36ZM127 243H129V242H127ZM130 243H131V242H130ZM137 243H138V242H137ZM192 243H193V242H192ZM218 243H220V242H218ZM242 243H243V242H240V244H242ZM42 244H43V243H42ZM50 244H51V243H50ZM63 244H65V243H63ZM88 244H89V243H88ZM139 244H140V242L138 243V245H139ZM141 244H142V243H141ZM141 244L139 245L140 247H141L142 245H144V243H143L142 245H141ZM193 244H194V243H193ZM14 245H15V244H14ZM130 245H132V243H131ZM145 245H147V244H145ZM191 245H192V244H191ZM194 245H195V244H194ZM194 245H193V246H194ZM218 245H219V244H218ZM225 245H226V243H225V244L223 243V246H225ZM233 245H234V244H233ZM233 245H232V246H233ZM25 246H26V245H25ZM227 246H228V245H227ZM242 246H245V245L243 244ZM256 246H257V245H256ZM256 246H255V247H256ZM123 247H124V246H123ZM215 247H216V246H215ZM229 247H230V246H229ZM237 247H238V246H237ZM245 247H246V249H247V247H249V246H245ZM253 247H254V246H253ZM118 248H119V247H118ZM133 248H134V247H133ZM141 248H143V247H141ZM191 248H192V247H191ZM217 248H218V247H216V249H215L216 251H217ZM221 248H223V247H221ZM221 248H220V249H221ZM226 248H228V247H225L224 249H226ZM238 248H239V247H238ZM257 248H258V247H257ZM113 249H114V248H113ZM137 249H138V248H137ZM224 249H223V251H224ZM228 249H229V248H228ZM253 249H255V248H253ZM258 249H259V248H258ZM120 250H121V248H120ZM135 250H136V249H135ZM139 250H141V249H139ZM193 250H194V248H193ZM240 250H241V249H240ZM244 250H245V248H244ZM260 250H261V248H260ZM260 250H259V251H260ZM117 251H118V250H117ZM123 251H124V250H123ZM123 251H122V250L120 251V253H121L120 255H123V254H124V253L122 254ZM132 251L134 252V250H131V255H133V252H132ZM136 251H138V250H136ZM136 251H135V252H136ZM220 251H221V250H220ZM220 251H219V252H220ZM223 251H222V254H220L218 251H217V252H218L220 255L223 256V255L226 253V252H225L226 250L224 251V252H225L224 254H223ZM234 251H235V250H234ZM241 251H242V250H241ZM259 251H258V255H259ZM110 252H112V253L114 252V253H115V251H110ZM124 252H125V251H124ZM213 252H214V251H213ZM236 252H237V250H236ZM239 252H240V251H239ZM247 252H249V251H247ZM263 252H264V250H263ZM114 253H113V256H114ZM175 253H176V252H175ZM175 253H174V254H175ZM240 253H243V251L240 252ZM250 253H251V252H250ZM252 253H253V252H252ZM260 253H261V252H260ZM32 254H33V253H32ZM117 254H118V252H117ZM117 254H116V255H117ZM126 254H127V253H126ZM216 254H217V253H216ZM233 254H234V253H233ZM237 254H238V252H237ZM22 255H23V254H22ZM29 255H30V254H29ZM118 255H119V254H118ZM120 255H119V256H120ZM226 255H227V253H226ZM242 255H243V254H242ZM244 255H245V254H244ZM244 255H243V256H244ZM255 255H256V253H255ZM255 255H253V257H255ZM23 256H24V255H23ZM48 256H49V255H48ZM136 256H137V254H136ZM217 256H218V254H217ZM234 256H235V258L237 257L236 253H235ZM238 256H239V254H238ZM240 256H241V255H240ZM262 256H263V255H262ZM26 257H27V256H26ZM111 257H112V256H110V258H111ZM127 257H129V256H127ZM133 257H134V256H133ZM172 257H173V255H172ZM224 257H225V256H224ZM227 257H228V256H227ZM245 257H246V256H245ZM250 257H251V256H250ZM253 257H251V259H252ZM1 258H2V257H1ZM15 258H17V257H15ZM15 258H14V259H15ZM114 258H115V257H114ZM130 258H131V257H130ZM175 258H176V257H175ZM211 258H212V257H211ZM219 258H221V257L219 256L218 259H219ZM225 258H226V257H225ZM247 258H248V257H247ZM24 259H25V257H24ZM24 259H23V260H24ZM132 259H133V258H132ZM132 259H130V260H132ZM190 259H191V258H190ZM218 259L216 260V258H215V261H218ZM222 259H223V258H222ZM227 259H229V258H227ZM230 259H231V262H230V261H229V262L232 263V256L230 257ZM230 259H229V260H230ZM242 259H243V258H242ZM245 259H246V258H245ZM249 259H250V258H249ZM1 260H2V259H1ZM33 260H34V259H33ZM33 260L31 259V261H33ZM37 260H38V258H37ZM47 260H48V259H47ZM50 260H51V259H50ZM52 260H53V258H52ZM107 260H108V259H107ZM112 260H113V259H112ZM112 260H111V262H112ZM114 260H115V259H114ZM125 260H126V259H125ZM211 260H214V259H211ZM247 260H248V259H247ZM24 261H25V260H24ZM215 261H214V263L217 264V262H215ZM225 261H226V260H225ZM238 261H239V260H238ZM241 261H242V260H241ZM256 261H257V260H256V257H255V262H256ZM258 261H260V259H259ZM258 261H257V262H258ZM37 262H38V261H37ZM37 262L35 263V261H34V264H38ZM48 262H49V261H48ZM50 262H51V261H50ZM99 262H101V261L99 260ZM107 262H108V261H107ZM121 262H122V261H121ZM127 262H128V261H127ZM135 262H136V261H135ZM218 262H219V261H218ZM220 262H221V261H220ZM226 262H227V261H226ZM239 262H240V261H239ZM245 262H246V261H245ZM245 262H244V263H245ZM257 262H256V264H259V263H260V262H258V263H257ZM7 263H8V262H7ZM20 263H21V261H20ZM30 263H31V262H30ZM51 263H52V262H51ZM109 263H110V262H109ZM109 263H108V264H109ZM113 263H115V262L113 261ZM224 263H225V262H224ZM233 263H234V260H233ZM233 263H232V264H233ZM249 263H250V262H249ZM18 264H19V262H18ZM32 264H33V263H32ZM101 264H102V263H101ZM122 264H126V263H122ZM127 264H128V263H127ZM188 264H189V263H188ZM220 264H221V263H220ZM225 264H227V263H225ZM234 264H236V263H234ZM245 264H248V263H245ZM250 264H251V263H250ZM260 264H261V263H260Z\"/></svg>", "mask_w": 264, "mask_h": 264}]
</instances>
